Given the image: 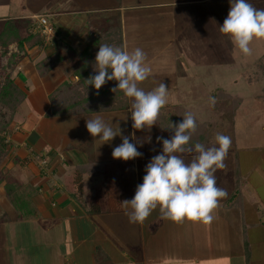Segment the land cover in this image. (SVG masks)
<instances>
[{"label": "crops", "instance_id": "1", "mask_svg": "<svg viewBox=\"0 0 264 264\" xmlns=\"http://www.w3.org/2000/svg\"><path fill=\"white\" fill-rule=\"evenodd\" d=\"M48 1L28 0L27 2L26 0V2L20 3V12L11 14V1L0 0V7H6L7 9V11L4 10L6 13L0 16V34L8 22L14 21L18 22L17 25L21 29L23 36L26 37L28 35L27 27L30 26L33 31L39 32L40 36L44 38L42 45L33 44L30 46L28 43H24L23 50H19L16 43L9 46L10 52L18 53L16 58L17 64L14 69V74L18 75L15 77V81L25 92L26 89L28 90L24 102L32 95L29 92L30 87L27 83L30 81L34 72L40 78L48 75H41L37 64L55 52H59L63 57L62 61L55 68L62 65L63 69L61 68L58 71L59 75L62 73L64 77L60 81L56 80L52 86L53 88L47 92L49 105H47V109L43 113L45 116L50 107V95L62 86L64 82L75 83L79 80L75 76V70L80 65V54L86 47L84 39L88 36L90 30L105 28L109 24L117 25L122 33L123 49L131 51L133 50L131 47L133 41L132 37L128 39L126 25L132 21L131 18L133 17L137 21H143L147 25L144 30L151 34L160 35L164 40L165 35L169 34V40L175 41V43H172L171 48L177 51L175 52L174 50L172 56L175 54L177 57L183 58L176 41H189L186 27L187 30H190L196 27L199 21L201 23V18L197 13H200L202 0H112L106 6L92 4L90 7L84 5L83 1L85 0H54V2L51 0L52 3H55V7L52 8L53 11L39 14L41 10L43 11L44 7H46L45 10L51 8L52 4L49 5ZM112 2H115L117 5H113ZM193 9L197 10L194 14L192 13ZM49 16H52L54 19L49 20ZM41 17L47 18L54 29L53 34L45 35L41 32L39 28V20ZM193 21L194 27H192ZM146 36L151 35L147 34ZM154 38L157 40L158 36ZM145 46L142 45V49H145ZM148 46L152 47V45ZM11 47H14V49ZM9 57L10 53L3 57L7 59V63ZM66 66H70V69H64ZM55 68L53 67L51 70ZM29 71L33 73L29 74ZM187 71L189 74L192 73V68L189 65ZM186 75L187 72L183 76L186 77ZM130 105L131 99L129 102V110ZM172 105H169V107ZM165 107L168 108V106ZM123 111L126 110L112 112ZM97 114L99 115L101 113L82 115L79 117L62 116V118L72 117L75 121H82L86 116L93 117ZM153 126L157 127L165 135L157 124ZM247 128L254 130V125H248ZM261 129L264 131V125L261 126ZM236 131L237 127H235L236 151L228 152L232 154V159H234V184L233 181L230 184L233 189H229L230 195L227 198L220 200L219 207L213 212L214 220L211 223L196 222L187 219L183 222H174L162 219L159 216L160 214L151 219L155 214L154 211L148 217L149 219H146L142 224L130 223L123 206H121L119 211L93 215L87 214L65 192L63 183L57 184L54 180L56 176H45V170L49 169L53 173L58 168L63 172H67V174H73L76 166L86 164L90 161H114L120 159H113L112 151L114 148L110 152V159H99L95 157L96 152L93 154V158L84 159L86 156L84 154L85 152H81L80 150L83 149H78L75 144V140H78V133H75V137L70 141H67V137V139L63 137L64 139L61 138V140L52 142L48 139L46 140L43 134L37 135L32 128L30 131H26L23 140L16 141V144L23 142L30 156L27 159L24 157L21 158L20 155L17 157L18 155L15 154L12 159L17 164L23 166L24 173L26 169H31V171L25 177L22 175L18 176L17 174L14 177V173L11 170L7 169V171L13 176V186L16 185L19 189L24 188L33 192L30 204L33 207L31 209L35 210L34 215L33 213L27 215L21 213L20 210L9 202L6 195L5 182L0 185V194L3 195L2 198L4 197L6 199L8 209H14L17 213V222H36L46 233L49 230L53 231L55 227L67 222L68 229L71 231L67 237L69 251L66 250V252H63L60 250L59 247L63 242L55 244V264H113L114 258L116 257H119L118 264H202L206 249L213 248H217L214 256L219 263L224 260L234 264V260L241 258L243 264H264V142L255 141L256 144L239 147L240 140H238ZM13 148L15 149V147ZM194 154H183L185 161L188 162L186 156L188 157ZM148 158L147 155H143L142 157L132 159L134 162L136 187L143 183V177L146 175L145 168L150 162ZM23 159L27 160L24 161ZM63 165H68V167L64 168ZM236 170L238 175L235 174ZM104 176V174L98 177L86 176L84 181L90 187H96L102 190ZM95 179L99 183H96ZM235 189L238 190V193L232 198V193ZM132 198L131 195L124 194L122 201L131 200ZM7 206L5 207L7 208ZM228 211H235V218L233 217L234 227L236 230L240 228L242 232V238L238 243H230L231 246L234 245L230 251L229 249H222L223 247L218 250V243H203L202 238L200 241H197L191 235L190 227L196 224L202 227L203 236L205 233L217 234L216 231L218 230L217 227L219 224L231 227L233 222L227 217ZM87 223L90 224L88 226L91 227V233L79 237V231ZM216 223L218 226L215 227ZM48 227H50L49 230ZM163 232L166 233L164 237L166 240L153 237L154 234L159 235V233ZM75 234L77 237H75ZM167 234L173 238L168 240ZM179 237L182 239H179ZM87 243L89 245L91 244L92 248L88 254V262L85 260L86 253L84 251V246ZM228 244V240L222 241L221 243L222 246ZM245 244L248 247V256H246ZM56 250L59 251L56 252Z\"/></svg>", "mask_w": 264, "mask_h": 264}, {"label": "rangeland", "instance_id": "2", "mask_svg": "<svg viewBox=\"0 0 264 264\" xmlns=\"http://www.w3.org/2000/svg\"><path fill=\"white\" fill-rule=\"evenodd\" d=\"M10 1V6L12 7L10 9L11 14L20 12V3L26 2V0ZM52 1L54 2V0ZM52 1H48L49 5L52 4L51 8L45 10L46 7H44L43 11L41 10L39 14L53 11L52 8L55 7V3H52ZM111 1L112 0H85L83 3L89 7L92 4L106 6L109 5ZM248 2L258 9H264V0H248ZM112 4L117 5L115 2H112ZM4 10L7 11L6 7H0V16L6 13ZM229 10L230 0H202L200 13H197L201 18V23L199 21L197 24L199 26L196 25V27H194L193 21V29L187 30L186 27L187 36L190 39L189 41H176V44L179 46V51L182 52L183 58L177 57L175 54L172 56V52H174L175 49H172L171 45L173 42L175 43V41L169 40V34L165 35V40L161 38L160 35L151 34L144 30L147 25L144 24L143 21L139 20V22L133 17L131 18L132 21L126 26L128 39L132 37L133 42L131 47L133 49L136 47L142 49L143 47L141 46L146 45L145 49L142 50L146 53V62L152 69V74L149 78L139 86L147 92L153 90L163 82L168 88L169 95H167L168 102L165 105L168 106V108L165 107L167 111L172 110L174 106L172 104L177 105L181 103L188 107L193 115L204 122H210L215 119L209 103V98L212 97L215 89H222L231 94L234 98H242V103L236 112L234 127H237L236 134L238 140H240L239 147H247L256 144L255 141L264 142V131L261 129V126L264 125V101L262 97L264 95V39H254L250 45L252 54L249 56L243 55L240 50L233 45L230 38L222 34L219 30V27L223 25L224 20L227 18ZM195 11L197 10L193 9L192 13L194 14ZM51 17L52 16H49L48 19H54ZM147 34L151 36H146ZM156 36L160 39L157 38L156 40V38H154ZM148 45H152V47ZM11 48L14 49V47ZM175 52L177 51L175 50ZM6 63L7 59L1 58L0 56V88L4 84L5 78L10 71L8 67L7 69L4 67L7 65ZM188 65L192 68L191 74L187 71ZM62 67V65L57 68L54 67L55 69L51 70L47 76L41 78L34 72L30 81L27 83L30 87L29 92H31L32 95L29 96L26 102L20 105L14 114L8 107L0 105V123L8 122L12 117L9 132L7 133V138L10 142V152L3 165V172L11 182H13V176L7 169L14 173V177H16V174L18 176L22 175L23 177L30 174L31 169H26L24 173L23 166L14 162L12 158L15 154L18 155L17 157L20 155L21 158H29L30 154L24 147L23 142L16 144V141L20 139L23 140L26 131L28 132L32 128L37 135L43 134L46 140L48 139L52 142L66 137L68 138H66L67 141H70L75 137V133H78V140H75V144L78 149H83L80 150L81 152H85L84 154H86V156L84 159L93 158L95 152V157L99 159H110L112 148L122 143L121 137L117 136L112 141L99 146L96 141L98 137L94 138L86 128V120H91L98 114L93 117L86 116L82 121L80 120L81 122L75 121L72 117L54 118L43 115L47 109V105H49L47 92L53 88L52 86L56 80L60 81L61 78L64 77V74L61 73V75H59L58 71ZM65 68L69 70L70 66H66L64 69ZM29 72V74L33 73L31 71ZM185 72H187L186 77L183 76ZM17 75L18 74H14L15 77H17ZM27 91L26 89V92ZM169 105L172 106L169 107ZM99 116L106 122L112 123L113 126L118 124L122 130V134L129 137L130 142L137 146V150L142 153V156L147 155L150 161L157 153H162V142H157V137L170 139V135L162 130L165 136L154 126L150 129H134L132 127L133 121L129 109L123 112L101 113ZM219 120V126H217L216 130L226 133V118H223L221 115L219 116ZM251 124L254 125V130H252V128H247L248 125L251 126ZM215 137L216 136H214L213 142H215ZM13 147H15V149ZM191 157L192 156H186V160L190 161ZM27 159L23 160L25 161ZM233 160L232 154L228 153L224 161L226 167L215 172L216 186L225 189L227 197L230 195L229 189H233L230 186L232 181L234 184ZM63 167L67 168L68 165H63ZM58 170L59 169L56 168L55 171L51 173V170L47 169L45 170V176H56L54 180L57 184L63 183L64 187L63 177H65L67 172ZM96 183L99 182L96 181ZM31 188L33 189L32 186ZM2 196L3 195L0 194V220H2L0 221V264H55V244H59L60 242H63L59 247L60 250L63 252H66V250L69 251L67 237L71 231L68 229L67 222L55 227L53 231H50V227H48L49 231L47 233L36 222H17V213L14 209H8V203ZM5 206H7V208ZM31 208H33L31 204L26 202L21 213L25 215L33 213L34 215L35 210ZM154 212L155 214L151 219L160 214L159 209L154 210ZM234 212L235 211H228L227 217L233 222L231 227H226L223 224H219L218 226L216 223V225H213H215V227L218 226V230L216 231L217 234L205 233L203 236L202 227L196 224L190 227L191 235L195 237L197 241H200L202 238L203 243H218V250L223 247L222 249H229L230 251L234 247V245L231 246L230 243H238L242 238L240 228L236 230L234 227ZM159 216L161 217V215ZM88 225L90 224L87 223V225H83L84 228L78 233L79 237L91 233V227ZM168 234L170 235V233ZM168 234V240H171L173 237L168 236ZM165 236L166 233L164 232L159 233V235H153L156 239H164ZM75 237H77L76 234ZM45 239L47 240L45 241ZM179 239L182 238L179 237ZM225 240H228L229 244L222 246L221 243ZM84 249L87 255H85V260L88 262V254L92 249L91 244L89 245L87 243ZM58 251L56 250V252ZM216 251L217 248L206 249L202 264H231L224 260L220 263L217 262L214 256ZM118 259L119 257L114 258L113 264H118ZM234 264H243V260L241 258L238 260L236 259L234 260Z\"/></svg>", "mask_w": 264, "mask_h": 264}, {"label": "clouds", "instance_id": "3", "mask_svg": "<svg viewBox=\"0 0 264 264\" xmlns=\"http://www.w3.org/2000/svg\"><path fill=\"white\" fill-rule=\"evenodd\" d=\"M219 30L243 55L249 56L252 41L264 39V9L254 7L248 0H230V10ZM146 61L147 55L139 47L128 51L101 44L94 64L97 74L86 80L97 91L108 81H118L111 91H122L132 100L130 112L132 127L136 130L155 125L168 102V88L163 82L147 92L139 86L152 74ZM216 102L215 97L209 98L211 106ZM197 127L194 115L185 112L182 122L170 123L168 129L174 132L170 139L157 137V142H162V153L146 165V175L143 183L137 185L134 197L121 202L130 223L142 224L156 209L162 219L174 222L187 219L211 223L214 220V210L227 197L226 190L216 186L215 172L226 167L224 161L232 141L229 136L218 133L215 137L218 146L206 147L197 142L193 148L190 141ZM86 128L94 138L98 137L99 146L121 137L122 143L112 151L113 159L129 161L142 156L118 124L113 126L97 115L86 120ZM191 153L195 154L186 162L183 154Z\"/></svg>", "mask_w": 264, "mask_h": 264}, {"label": "trees", "instance_id": "4", "mask_svg": "<svg viewBox=\"0 0 264 264\" xmlns=\"http://www.w3.org/2000/svg\"><path fill=\"white\" fill-rule=\"evenodd\" d=\"M17 23L14 21L8 22L0 34L1 57H5L10 53L8 63L4 66L6 69L8 67L10 71L0 88V105L11 109L13 114L24 102L27 94L15 81L14 69L17 64L18 53L10 52L9 46L16 43L18 49L23 50L24 43L32 46L33 44L42 45L44 42V38L40 36L39 32L33 31L30 26L27 27L28 35L26 37L23 36ZM84 42L86 47L80 54V65L75 70V76L79 80L75 83L64 82L62 86L50 95V107L46 112V117H79L95 113L127 110L129 108L130 98L126 97L122 91H117V93L111 91L112 88L117 87L118 81H108L98 91L94 86L88 85L86 81L89 77L97 74L94 71V64L101 44H108L123 49V38L120 28L117 25L109 24L105 28L90 30ZM62 59L63 57L59 52L53 53L37 64L39 73L47 75ZM212 97H215L217 101L214 107L210 105L215 119L210 122H204L194 115L198 127L192 135L190 146L194 148L197 142L204 144L206 147L218 146L213 142V139L214 136L220 133L231 138L232 143L229 151H236L234 124L236 112L242 103V98H234L231 94L219 88L214 90ZM262 97L264 99V95ZM185 112L191 111L183 104L174 105L170 111H167L164 106L156 124L171 138L174 132L168 129L170 123L177 124L182 122ZM221 115L227 120L226 133L216 130L217 126H219L218 121H220L219 116ZM11 122L12 117L8 122L0 123V185L5 182L6 195L9 202L22 211L26 202L30 203L32 200L33 192L24 188L19 189L16 185L13 186V182L9 181L3 172L4 161L10 152V142L7 138V133ZM101 174L105 175L102 182V190L90 187L84 181L86 176L98 177ZM235 174H237V170ZM16 187L18 188L16 189ZM64 190L87 214L93 215L119 211L122 206V196L129 194L134 197L135 195L134 162L133 160L90 161L76 166L73 174L65 175ZM236 193H238L237 189L232 193V198L236 196ZM245 246L247 254L249 251L246 244Z\"/></svg>", "mask_w": 264, "mask_h": 264}, {"label": "built area", "instance_id": "5", "mask_svg": "<svg viewBox=\"0 0 264 264\" xmlns=\"http://www.w3.org/2000/svg\"><path fill=\"white\" fill-rule=\"evenodd\" d=\"M39 28L41 30V32L45 35H49V34H53L54 33V29L53 27L50 25L49 21L47 20L46 17H41L39 20Z\"/></svg>", "mask_w": 264, "mask_h": 264}]
</instances>
